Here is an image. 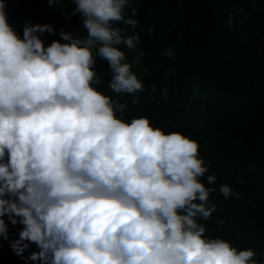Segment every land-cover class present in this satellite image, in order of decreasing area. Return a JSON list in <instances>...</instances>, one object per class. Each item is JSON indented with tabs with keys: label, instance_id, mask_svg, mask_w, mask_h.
I'll return each mask as SVG.
<instances>
[{
	"label": "clouds",
	"instance_id": "1",
	"mask_svg": "<svg viewBox=\"0 0 264 264\" xmlns=\"http://www.w3.org/2000/svg\"><path fill=\"white\" fill-rule=\"evenodd\" d=\"M61 2L47 0L52 9ZM71 2L85 34L61 29L45 46L53 26L25 21L21 37L0 0V239H9L6 216L23 226L11 250L39 264H264L251 248L206 237L198 223L217 207L209 200L216 189L201 182L210 163L198 142L145 116L124 121L117 113L126 104L94 87L99 57L111 92L136 104L144 91L132 71L144 55L137 9L124 16L131 0ZM120 45L137 53L131 63ZM219 191L239 196L227 184ZM30 244L38 251L25 257Z\"/></svg>",
	"mask_w": 264,
	"mask_h": 264
},
{
	"label": "trees",
	"instance_id": "2",
	"mask_svg": "<svg viewBox=\"0 0 264 264\" xmlns=\"http://www.w3.org/2000/svg\"><path fill=\"white\" fill-rule=\"evenodd\" d=\"M55 7L47 0H6L5 11L21 37L25 21L52 25L56 31L41 36L45 46L60 40L61 29L85 34L82 17L69 15L71 0ZM133 8L141 40L137 53H144L132 66L144 85L136 94L139 102L111 92L108 64L99 57L101 84L94 87L126 104L123 115L117 113L124 121L145 116L166 134L179 132L198 142L200 157L210 163L201 182L216 189L209 200L217 206L209 220L198 223L205 225L206 237L222 238L238 250L251 248L254 259L264 261V0H131L126 18ZM114 26L132 34L123 23ZM118 47L131 63L137 53ZM169 48L172 55L163 56ZM208 175L216 177L214 184L207 183ZM224 184L238 198L225 199L219 191ZM4 219L9 239H0V264H39L11 250L9 242L23 226ZM33 251L38 249L30 244L23 255Z\"/></svg>",
	"mask_w": 264,
	"mask_h": 264
}]
</instances>
